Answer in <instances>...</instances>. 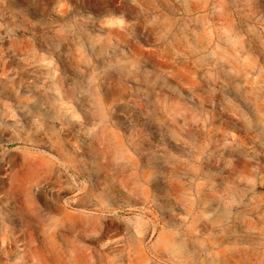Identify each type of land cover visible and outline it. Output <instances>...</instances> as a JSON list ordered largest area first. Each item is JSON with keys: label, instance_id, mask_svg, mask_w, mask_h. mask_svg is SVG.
<instances>
[{"label": "rangeland", "instance_id": "obj_1", "mask_svg": "<svg viewBox=\"0 0 264 264\" xmlns=\"http://www.w3.org/2000/svg\"><path fill=\"white\" fill-rule=\"evenodd\" d=\"M0 69V264H264V0H0Z\"/></svg>", "mask_w": 264, "mask_h": 264}, {"label": "bare ground", "instance_id": "obj_2", "mask_svg": "<svg viewBox=\"0 0 264 264\" xmlns=\"http://www.w3.org/2000/svg\"><path fill=\"white\" fill-rule=\"evenodd\" d=\"M8 63V62H7ZM21 64V63H20ZM45 65H46V63H44ZM44 65V66H45ZM22 66V65H21ZM16 67V66H15ZM5 69V68H4ZM1 70V69H0ZM3 70V69H2ZM3 73H5V72H3ZM6 75V74H5ZM57 79V78H56ZM53 80V79H52ZM51 80V81H52ZM58 80V79H57ZM51 83V82H50ZM54 83V82H53ZM29 96V95H28ZM26 97V96H25ZM30 98V97H29ZM42 98H43V96H42ZM44 99V98H43ZM61 99V98H60ZM20 100H23V98H21L20 97ZM56 100H59V98L58 97H56ZM29 101V100H28ZM18 104V103H17ZM38 111V115L37 116H35V120H36V123H37V125L38 126H43V128L45 129V127H46V113L45 112H43V111H41L40 112V110H37ZM9 113V112H8ZM42 128V127H41Z\"/></svg>", "mask_w": 264, "mask_h": 264}]
</instances>
